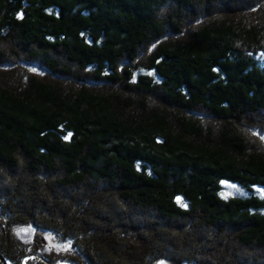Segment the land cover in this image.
I'll return each instance as SVG.
<instances>
[{
  "label": "trees",
  "instance_id": "1",
  "mask_svg": "<svg viewBox=\"0 0 264 264\" xmlns=\"http://www.w3.org/2000/svg\"><path fill=\"white\" fill-rule=\"evenodd\" d=\"M257 2L0 0L4 258L264 264V23L222 16Z\"/></svg>",
  "mask_w": 264,
  "mask_h": 264
},
{
  "label": "rangeland",
  "instance_id": "2",
  "mask_svg": "<svg viewBox=\"0 0 264 264\" xmlns=\"http://www.w3.org/2000/svg\"><path fill=\"white\" fill-rule=\"evenodd\" d=\"M264 1V0H263ZM262 0H259L257 2V7L252 8H245L241 10H237L236 12H230L229 14H226L222 16H231L234 19H242L245 23H258L262 24L264 23V12H262ZM258 3H260V8H258ZM258 8V9H256ZM259 10V11H257ZM212 17L210 20L213 22L216 15H210L206 18H203L201 21H195L199 23L207 22V20ZM201 19V18H200ZM209 21V20H208ZM186 25V24H185ZM185 32V29L183 30ZM70 81V80H69ZM261 135V134H260ZM258 135V136H260ZM264 141V140H263ZM223 192L225 194H243L244 190L237 184L233 183H223ZM257 192L260 195H264V188L263 187H257ZM11 204H14L13 200H9ZM9 232H4V234H1V237L4 238L5 235H8ZM11 236H15L18 238L21 242V246L25 245V249L30 252H36L44 253L50 256H53L52 254L56 255H63L65 253L69 252V243L65 241L59 240L58 237H56L53 233L47 232V231H39L35 229L33 226L29 224H15L11 227ZM20 247V245H19ZM17 247H15L16 249ZM17 250V249H16ZM15 250V251H16ZM17 252V251H16ZM33 253L31 255H33ZM70 253V252H69ZM0 256H3L0 252ZM6 259V258H5ZM8 260V259H7ZM48 263H50L48 260H46ZM61 262V261H60ZM0 264H4L0 257ZM9 264H14L13 262L9 261ZM154 264H170L167 261L164 260H158Z\"/></svg>",
  "mask_w": 264,
  "mask_h": 264
},
{
  "label": "bare ground",
  "instance_id": "3",
  "mask_svg": "<svg viewBox=\"0 0 264 264\" xmlns=\"http://www.w3.org/2000/svg\"><path fill=\"white\" fill-rule=\"evenodd\" d=\"M259 8H260V7H259ZM257 11H259V10H257ZM234 21H235V20H234ZM12 70H13V69H12ZM10 74H11V73H10ZM18 76H19V75H18ZM15 78H16V77H15ZM16 80H17V79H16ZM20 83H21V82H20ZM14 84H15V83H14ZM22 84H23V83H22ZM208 126H209V125H208ZM219 127H220V126H219ZM216 128H217V127H216ZM10 183H11V182H10ZM10 190H11V189H10ZM46 191H47V189H46ZM47 193H48V192H47ZM47 193H46V194H47ZM97 204H98V203H97ZM100 205H101V204H100ZM19 220H20V219H19ZM24 221H25V220H24ZM23 224H24V223H23ZM56 227H57V226H56ZM63 228H64V227H63ZM61 229H62V228H61ZM106 231H107V230H106ZM106 231H105V232H106ZM64 232H65V231H64ZM105 232H104V233H105ZM106 233H107V232H106ZM110 235H111V234H110ZM110 235H109V236H110ZM116 235H117V234H116ZM104 236H105V235H104ZM91 237H92V236H91ZM114 237H115V236H114ZM94 238H95V237H94ZM110 238H111V237H110ZM96 239H97V238H96ZM96 239H95V240H96ZM105 239H106V238H105ZM117 239H118V238H117ZM120 239H121V238H120ZM82 240H83V239H82ZM100 240H101V239H100ZM108 240H109V239H108ZM124 240H125V239H124ZM110 241H111V240H110ZM119 241H120V240H119ZM109 243H110V242H109ZM120 243H121V242H120ZM83 244H84V243H83ZM3 247H4V246H3ZM7 249H8V248H7ZM5 250H6V249H5ZM108 251H109V250H108ZM94 253H95V252H94ZM108 255H109V254H108ZM110 255H111V254H110ZM61 257H62V256H61ZM96 257H97V256H96ZM103 257H104V256H103ZM105 257H106V256H105ZM105 257H104V258H105ZM71 258H72V257H71ZM74 258H75V257H74ZM108 259H109V258H108ZM101 260H102V259H101ZM103 260H104V259H103ZM112 260H113V259H112ZM142 262H143V261H142Z\"/></svg>",
  "mask_w": 264,
  "mask_h": 264
},
{
  "label": "snow or ice",
  "instance_id": "4",
  "mask_svg": "<svg viewBox=\"0 0 264 264\" xmlns=\"http://www.w3.org/2000/svg\"><path fill=\"white\" fill-rule=\"evenodd\" d=\"M254 135H257L258 133H253ZM71 136V133H68V135L67 136H65V137H63L64 139H68V137H70ZM260 139H262V140H264V134H261L260 135Z\"/></svg>",
  "mask_w": 264,
  "mask_h": 264
},
{
  "label": "water",
  "instance_id": "5",
  "mask_svg": "<svg viewBox=\"0 0 264 264\" xmlns=\"http://www.w3.org/2000/svg\"><path fill=\"white\" fill-rule=\"evenodd\" d=\"M0 257L4 264H9V261L7 259H5L3 256Z\"/></svg>",
  "mask_w": 264,
  "mask_h": 264
}]
</instances>
